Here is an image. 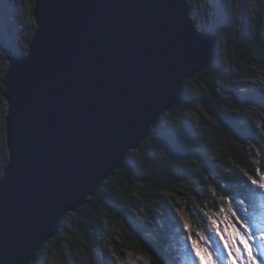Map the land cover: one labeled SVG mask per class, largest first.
Masks as SVG:
<instances>
[{
    "label": "water",
    "instance_id": "obj_1",
    "mask_svg": "<svg viewBox=\"0 0 264 264\" xmlns=\"http://www.w3.org/2000/svg\"><path fill=\"white\" fill-rule=\"evenodd\" d=\"M195 1L34 4L39 27L3 78L11 137L0 264H31L181 103L186 82L213 65L220 39L208 28L203 40L192 36Z\"/></svg>",
    "mask_w": 264,
    "mask_h": 264
},
{
    "label": "trees",
    "instance_id": "obj_2",
    "mask_svg": "<svg viewBox=\"0 0 264 264\" xmlns=\"http://www.w3.org/2000/svg\"><path fill=\"white\" fill-rule=\"evenodd\" d=\"M255 11L250 39L232 24L218 30L205 25L216 36L225 34L226 57L220 59L217 53L208 70L186 82L181 103L162 118L146 141L159 154L141 148L135 163L128 161L72 213L76 231L64 222L59 235L31 264H48L53 252L62 254L64 247L72 255L86 254L89 264H108L109 248L121 252L130 248L126 246L130 240L139 244L151 264H192L178 243L175 229L180 223L169 212L158 214L159 202L168 197L194 204L195 210L197 204L209 209L215 203L233 204L246 218L248 211L264 216V189L249 180L259 181L264 175V95L253 94L251 86L264 73V0H259ZM200 108L209 121L202 119L201 132H196L187 116ZM140 206L150 214L149 221L134 216ZM110 223L131 230L120 246L108 240L112 239L106 227Z\"/></svg>",
    "mask_w": 264,
    "mask_h": 264
},
{
    "label": "rangeland",
    "instance_id": "obj_3",
    "mask_svg": "<svg viewBox=\"0 0 264 264\" xmlns=\"http://www.w3.org/2000/svg\"><path fill=\"white\" fill-rule=\"evenodd\" d=\"M258 2L259 0H208L201 8L199 5L203 3V0H197L193 4L192 16L197 22L198 29H205V25L208 24L210 28L215 27L218 30L221 25L232 24L234 27H240L242 34L250 39L253 34L255 9ZM34 4V0H0V50H5L4 47H6L11 51L12 56L18 53L27 55L36 29V24L30 15ZM209 9H214V11ZM218 38L220 39L218 58L224 59L226 57V36L221 33ZM7 58L8 54L5 50L0 59V78H4L7 73L9 67ZM251 86L253 94L263 97L264 73ZM6 110L7 106L4 105L3 100H0V123L6 119L2 115ZM202 119L209 121V117L202 108L199 112L187 116L188 122L196 132H201ZM145 144L141 148L148 151L150 155L159 154L160 151L152 142ZM141 148L130 153L128 157L130 163H135L139 159ZM8 162L6 137L0 134V179L4 176ZM194 207V204L187 205L180 198L174 201L173 198L168 197L159 202V209H157L159 215L164 210L170 213L174 221L180 223L175 229L179 237L178 243L183 248L184 255L192 260V264H201L195 254L193 242L203 252L211 254L215 264H232L229 252L235 254L239 250L246 256V244L257 251L259 259L264 261V216L262 214L248 211L246 218L233 204L225 207L221 203H215L214 209L202 208L199 204L196 205V210ZM139 209L138 215L134 216L139 217L143 222L149 221L150 214L142 206ZM69 215L64 221L66 227L76 231L74 214ZM106 227L112 236V239L108 237V240L113 242V246H120V240L129 239L128 235L131 230L128 227L112 223ZM240 237L244 238V242H241ZM117 240L119 242L116 243ZM226 244L229 246L226 247ZM126 246L130 248H122L121 252L115 251L114 247L109 248L107 251L108 264H151V259L136 241L130 240ZM48 264H89V258L83 252L72 255L70 250L64 247L62 254L53 252ZM238 264H247V261L240 260Z\"/></svg>",
    "mask_w": 264,
    "mask_h": 264
},
{
    "label": "snow or ice",
    "instance_id": "obj_4",
    "mask_svg": "<svg viewBox=\"0 0 264 264\" xmlns=\"http://www.w3.org/2000/svg\"><path fill=\"white\" fill-rule=\"evenodd\" d=\"M34 2L36 3V7L37 9L39 8V0H34ZM208 0H203V3L199 5V7H203L204 3H207ZM184 4L191 6L192 4V0H184ZM181 7V6H180ZM211 11H214V9H209ZM35 11L36 9L33 10V21L34 23H36L37 27H39L38 24V17L35 16ZM192 36L196 39H200L203 40L206 34V29L204 28H195V26H193V31L191 32ZM3 51L5 50H0V59H2L3 57ZM27 61H31V56L29 55L27 59H24L22 61L23 62H27ZM7 83L6 80H4L3 78H0V89H4V91H0V100H3L4 105L7 106V110L4 111L2 113V115L4 117H6V119H4L2 121V123H0V134H2L3 136L7 137L10 140L11 137V103L9 101V99H7L6 97V92L7 89L4 88L5 84ZM153 131H155V129H153ZM249 180L251 181V183L257 187H259L260 189H264V175H262L260 177V180L257 181L256 179H253L252 177H249ZM233 215H235L233 213ZM215 223V222H213ZM238 235V233H237ZM241 242H244V238L240 237ZM229 246L226 244V247ZM193 247L195 249V254L198 257V259L200 260L201 264H215V261L213 260V257L211 254L209 253H205L203 252L199 246H197L195 244V242H193ZM245 252L247 253V255L245 256L244 252H241L239 250H237V252L235 254L229 252V256L232 260V264H238V261L240 260H246L247 264H264V261H261L259 259V254L257 251H255L254 249H252L251 247H248L247 244L245 245ZM158 264V262H157Z\"/></svg>",
    "mask_w": 264,
    "mask_h": 264
},
{
    "label": "flooded vegetation",
    "instance_id": "obj_5",
    "mask_svg": "<svg viewBox=\"0 0 264 264\" xmlns=\"http://www.w3.org/2000/svg\"><path fill=\"white\" fill-rule=\"evenodd\" d=\"M30 15H31V10H30ZM15 16V15H14ZM5 48V47H4ZM11 52V51H10ZM9 58V57H8ZM0 91H2V89H0Z\"/></svg>",
    "mask_w": 264,
    "mask_h": 264
}]
</instances>
